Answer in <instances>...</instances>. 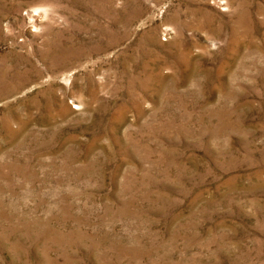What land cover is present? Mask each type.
I'll return each instance as SVG.
<instances>
[{
	"label": "rangeland",
	"instance_id": "rangeland-1",
	"mask_svg": "<svg viewBox=\"0 0 264 264\" xmlns=\"http://www.w3.org/2000/svg\"><path fill=\"white\" fill-rule=\"evenodd\" d=\"M0 264H264V0H0Z\"/></svg>",
	"mask_w": 264,
	"mask_h": 264
}]
</instances>
